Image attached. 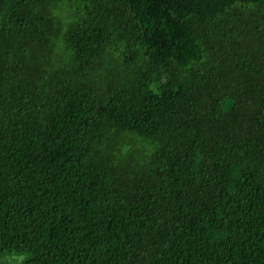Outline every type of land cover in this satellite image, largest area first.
Listing matches in <instances>:
<instances>
[{
	"label": "trees",
	"instance_id": "trees-1",
	"mask_svg": "<svg viewBox=\"0 0 264 264\" xmlns=\"http://www.w3.org/2000/svg\"><path fill=\"white\" fill-rule=\"evenodd\" d=\"M264 264V0H0V258Z\"/></svg>",
	"mask_w": 264,
	"mask_h": 264
},
{
	"label": "rangeland",
	"instance_id": "rangeland-1",
	"mask_svg": "<svg viewBox=\"0 0 264 264\" xmlns=\"http://www.w3.org/2000/svg\"><path fill=\"white\" fill-rule=\"evenodd\" d=\"M25 258V254H7L0 258V264H21Z\"/></svg>",
	"mask_w": 264,
	"mask_h": 264
}]
</instances>
